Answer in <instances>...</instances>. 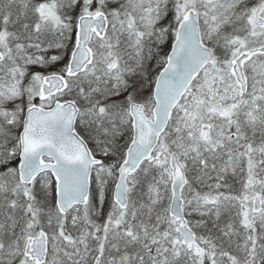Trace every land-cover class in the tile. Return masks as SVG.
<instances>
[{"label": "snow or ice", "instance_id": "1", "mask_svg": "<svg viewBox=\"0 0 264 264\" xmlns=\"http://www.w3.org/2000/svg\"><path fill=\"white\" fill-rule=\"evenodd\" d=\"M0 264H264V0H0Z\"/></svg>", "mask_w": 264, "mask_h": 264}]
</instances>
